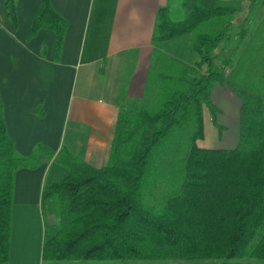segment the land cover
<instances>
[{
  "label": "trees",
  "instance_id": "trees-1",
  "mask_svg": "<svg viewBox=\"0 0 264 264\" xmlns=\"http://www.w3.org/2000/svg\"><path fill=\"white\" fill-rule=\"evenodd\" d=\"M15 1L6 3L13 30ZM247 2L250 10L256 0ZM242 9L220 0H183L186 19L179 24L169 17V6L158 10L154 43L189 35L203 23L231 20L214 37L194 40L199 60L190 79L185 67L168 61L142 99L118 104L101 168L65 147L55 152L43 143L20 156L0 97V264L9 262L15 173L36 170L52 158L67 174L41 193L42 264H264V69L227 83L241 102L236 147L197 144L204 139V107L216 125L210 94L213 84L225 83L224 73L215 69L217 49ZM67 28L51 0H41L27 41L40 30L53 32L57 62ZM36 114L43 116L41 104Z\"/></svg>",
  "mask_w": 264,
  "mask_h": 264
},
{
  "label": "crops",
  "instance_id": "crops-1",
  "mask_svg": "<svg viewBox=\"0 0 264 264\" xmlns=\"http://www.w3.org/2000/svg\"><path fill=\"white\" fill-rule=\"evenodd\" d=\"M6 3L0 0V97L7 133L22 157L43 143L105 166L118 104L142 99L153 70L167 60H195L179 45L181 37L152 41L157 12L169 0H51L68 23L57 62L53 32L40 30L27 41L41 0L15 1L16 30ZM39 104L43 116L36 114ZM66 174L53 158L15 173L8 264H42L41 193ZM47 221L52 230L53 212Z\"/></svg>",
  "mask_w": 264,
  "mask_h": 264
},
{
  "label": "rangeland",
  "instance_id": "rangeland-1",
  "mask_svg": "<svg viewBox=\"0 0 264 264\" xmlns=\"http://www.w3.org/2000/svg\"><path fill=\"white\" fill-rule=\"evenodd\" d=\"M220 1L223 4L243 9L232 18L234 24L229 39L222 42L217 49L214 63L215 69L224 73L225 83L213 84L210 94L211 102L217 108L216 125L213 123L209 110L206 107L203 109L204 139L197 144L205 149H231L234 146L239 135V109L241 102L229 89L227 83H240L248 70L252 74L254 70L257 73H261L264 69V0H256L250 10L246 6L248 0ZM182 3L183 0H169L168 15L173 23L179 24L186 19V15L182 12ZM230 20L225 18L203 23L191 34L181 37L182 39L178 41L182 48L188 49L195 56L194 62H191V56L189 59L188 56L178 57V63L186 68V79L192 77L191 68L199 60L193 51L194 40L200 35L214 37L223 29V25ZM183 67H181V71ZM157 72L165 74L160 68L159 71L155 68L149 77V81L158 75ZM155 84L156 82H153L151 86ZM50 205V202L46 205V216L47 212H52V210H49ZM50 231L53 232V229Z\"/></svg>",
  "mask_w": 264,
  "mask_h": 264
}]
</instances>
